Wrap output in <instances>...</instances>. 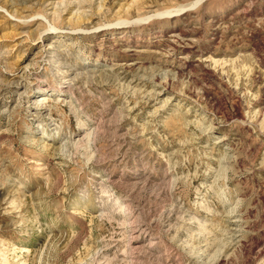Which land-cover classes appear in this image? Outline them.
I'll return each instance as SVG.
<instances>
[{
  "label": "rangeland",
  "instance_id": "rangeland-1",
  "mask_svg": "<svg viewBox=\"0 0 264 264\" xmlns=\"http://www.w3.org/2000/svg\"><path fill=\"white\" fill-rule=\"evenodd\" d=\"M0 264H264V0H0Z\"/></svg>",
  "mask_w": 264,
  "mask_h": 264
},
{
  "label": "bare ground",
  "instance_id": "bare-ground-1",
  "mask_svg": "<svg viewBox=\"0 0 264 264\" xmlns=\"http://www.w3.org/2000/svg\"><path fill=\"white\" fill-rule=\"evenodd\" d=\"M48 52H50V51H47V52H45V55L46 54H51V52L50 53H48ZM46 56H48V55H46ZM50 57L52 58V60H53V58H56V57H58V54L57 53H52L51 55H50ZM59 59V58H58ZM57 59V60H58ZM55 61V60H54ZM60 61V60H59ZM56 62V61H55ZM60 63H62V61L60 62ZM57 67H66V66H63L62 64H58L57 65ZM72 69V68H71ZM70 68L69 69H67L64 73L66 74V73H69L68 72V70H71ZM71 73H74L73 71L72 72H70L69 74H66V75H68V76H70V74ZM81 74V73H80ZM80 74H75V75H73V76H70V79H72V82L74 81V84H73V86H75V85H77V84H79V83H81V81H80V79H81V77H80ZM93 77V76H92ZM86 78V77H85ZM86 79H88V78H86ZM85 82L86 81H84V84H85ZM81 85H83L82 83H81ZM79 86V85H78ZM77 87V86H76ZM75 87V88H76ZM136 91H140V90H136ZM135 91V92H136ZM146 91V90H145ZM147 93V92H146ZM133 95V94H132ZM45 102V101H44ZM45 105V103H41L40 102V104H39V106L41 107V108H43V106ZM31 110H33V113L32 114H39L40 112L38 111V110H36V108L34 109V108H31ZM82 125H85V124H82ZM85 127V126H84ZM83 128V127H82ZM94 129H96V128H94ZM94 129H93V131H94ZM97 130V129H96ZM86 130H82V132H83V134H80V135H78L79 137H77V141L76 142H73V143H67L68 145H70V146H74V147H78V146H84V145H86V144H93L92 142H94L93 141V135H94V132L92 131V133H91V131L90 132H85ZM68 145H66L67 147H68ZM90 148V147H89ZM73 150V149H72ZM199 224V223H198ZM235 226H237V224H235L233 227H235ZM234 237H235V235H234ZM238 241V240H237ZM205 246H206V244H205ZM204 246V247H205ZM209 246V245H208ZM199 249V248H198ZM207 247H205V249L204 250H202V252H200V254H202L203 256L205 255V252L207 251ZM200 251V250H199ZM116 258V257H115Z\"/></svg>",
  "mask_w": 264,
  "mask_h": 264
}]
</instances>
